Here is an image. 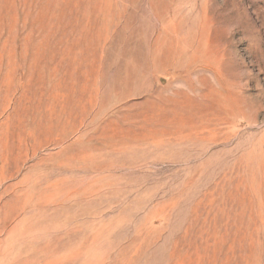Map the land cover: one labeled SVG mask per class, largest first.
Wrapping results in <instances>:
<instances>
[{"label": "rangeland", "instance_id": "374dc122", "mask_svg": "<svg viewBox=\"0 0 264 264\" xmlns=\"http://www.w3.org/2000/svg\"><path fill=\"white\" fill-rule=\"evenodd\" d=\"M0 264H264V0H0Z\"/></svg>", "mask_w": 264, "mask_h": 264}]
</instances>
